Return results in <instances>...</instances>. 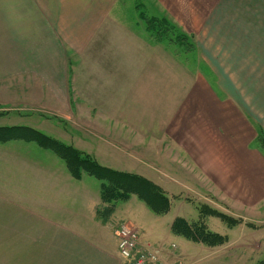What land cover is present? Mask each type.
Here are the masks:
<instances>
[{"label": "rangeland", "instance_id": "rangeland-1", "mask_svg": "<svg viewBox=\"0 0 264 264\" xmlns=\"http://www.w3.org/2000/svg\"><path fill=\"white\" fill-rule=\"evenodd\" d=\"M39 1L0 0V128H31L154 188L117 187L91 222V194L102 195L103 181L86 171L74 179V164L35 141H0V264H123L110 231L123 224L162 264H264L263 186L241 177L227 145L216 149L241 135L226 107L235 104L253 124L252 154H264V66L255 78L242 17L221 12L206 45L159 0L103 1L94 23L90 0ZM195 84L211 92H188ZM199 93L212 109L195 106ZM219 115L232 118L220 125ZM228 175L237 179L228 184ZM158 193L166 210L151 208ZM215 232L222 238H205Z\"/></svg>", "mask_w": 264, "mask_h": 264}, {"label": "crops", "instance_id": "crops-1", "mask_svg": "<svg viewBox=\"0 0 264 264\" xmlns=\"http://www.w3.org/2000/svg\"><path fill=\"white\" fill-rule=\"evenodd\" d=\"M26 1L32 2L34 3V5L40 2L39 0H26ZM103 1L106 2L108 0H90V2L92 3H90L89 11H87L86 14H87V17L90 18L91 23H94L98 18H100L101 16L105 14L106 9L104 8L107 7V5H109V2L112 0H110L107 4L103 3ZM115 1L119 2L121 0H115ZM159 1L163 3L166 10L169 11V13L176 19L179 25L188 34L196 35L199 41L204 42L206 45L210 41H213V39L217 38V36L214 37L213 34L221 28L222 21H224L225 19V17L221 14V12L225 13L227 11L235 10L236 16L239 18L238 23L241 22V17H242L243 24H241V27L244 28V31H245L244 36H246V39H244L243 37H239V38L245 40V43L242 48L249 50V63H251L252 65L254 64V71H253L254 74L252 73V75H254L255 78L262 77L261 76L262 74L261 66H264V0H159ZM97 2H100V3L97 4ZM258 2L260 3V5L258 4ZM38 6L40 7V4H38ZM239 9L243 10V12L245 13L244 17L241 16V14L239 13ZM40 16H41V19H43L44 17L43 13L42 15L40 14ZM89 29H91V26ZM199 41H197V46L199 44V47L203 48L205 45ZM231 44L233 48H236L237 45H240V41L233 40V37H232ZM215 46L217 47L216 50L217 51L219 50V53L217 54V56L222 57L224 54V50L226 49V46L221 45V41H219L218 39L217 41H215ZM209 59L211 60L213 58L209 56ZM247 60H248V57H247ZM195 86L196 84L192 85L189 88L188 92H211V89L210 91H207L204 89H198L196 91L194 90ZM200 96H201L200 93L195 96V99H196L195 106L198 107L199 105L205 104L207 108L210 107L212 109L211 106H213L214 104V102L212 101V98L211 99L201 98ZM184 104H182L181 106H183ZM226 107L228 108L229 114L232 111V115L234 114L235 118L236 117L239 118V121H238L240 123L239 129L242 132L240 133L238 132V134H241V135L237 138H233L234 141L232 142H229V141L224 142L223 140H221L220 145L222 146V149H219L218 147H216V149L219 150V152H226L222 150H224L223 148H225L227 145L230 148L229 151L232 152L233 157H235L240 163L239 170L244 169L241 171L242 173L241 177L247 178L248 180H251V181L254 178V180H256L260 186H263L261 188V192L263 193L264 192V154L257 152L258 150L256 151V154H252L253 151L249 148L251 145L250 143L253 139V137L250 136V134H252V132L254 131V128H253V124L251 120H249V118H246L244 115V112H246L247 110H244V111L240 110L238 109V106H235V104H228L226 105ZM195 109L196 108H193L192 110H195ZM186 110H188V108ZM202 112H204V110H202ZM231 118L232 116H229L225 119L229 120ZM225 119L223 118L222 115L221 116L219 115L215 122L219 123L220 125H223L225 123ZM213 120H215V117L213 118ZM182 122L183 124L187 123V121H183V119L181 120V124ZM260 123L262 126H264V115H263V119L260 120ZM217 126L219 128V125ZM234 128L235 130L237 129V127L235 126ZM244 134H246L245 138H244ZM222 159L223 157L219 158L218 161L219 160L222 161ZM218 161L215 162V167L219 166ZM243 161L244 162L247 161L244 166L242 165ZM252 162L255 164L254 166H257V167L251 169L253 166L250 163ZM223 173L227 175L229 172L226 171ZM212 175L214 176L215 174H212ZM217 175L218 177H220L219 173H217ZM255 178H258V179H255ZM225 179L228 182V184H230V181L237 179V177L234 175H228ZM91 195H92V199H91L90 208H89L90 209L89 215H91V219H92L91 222H94L95 218H97V215L100 212L99 209L101 208V204H100L101 195L94 194V193H92ZM105 209L107 210L109 209V207L104 206L103 210ZM110 219L111 218L109 216L107 220H110ZM128 223L133 224L130 221H128ZM117 230H118V225L115 229H113L112 227L110 228L113 240L116 242L118 239L116 235ZM219 249H217L218 252L220 251ZM115 250H116L118 259L120 260L119 254L117 251L118 242L116 243ZM185 255L187 257L180 256V258H186V259L190 258L188 257V253H186ZM112 258L117 260L113 256ZM169 258L172 259L173 258L172 255H170ZM164 264H168V263L164 260Z\"/></svg>", "mask_w": 264, "mask_h": 264}, {"label": "trees", "instance_id": "trees-1", "mask_svg": "<svg viewBox=\"0 0 264 264\" xmlns=\"http://www.w3.org/2000/svg\"><path fill=\"white\" fill-rule=\"evenodd\" d=\"M13 139H24L27 141H35L39 143L41 146L49 148L53 151H55L57 154H59L61 157H63L65 160H67V164L71 165L74 164L77 172L73 173L74 179H79L81 176L79 173L85 172L89 175L95 177L96 179L103 181V188L101 192L102 199L106 200L105 198L113 195L114 190L117 189V187L125 188L128 185H130L131 182L137 181V184L141 186V193L143 191L153 190V186L151 184H147V182L143 181L142 178L126 175L124 173H117L113 170H110L108 168L102 167L97 162H94L90 159H87L81 155H78L77 153L73 152L70 147H65L62 144H60L57 140L48 137L36 130H33L31 128L27 127H5L0 128V141H6V140H13ZM261 145V144H260ZM72 157V159H71ZM71 161V162H70ZM139 189V187H138ZM140 194V192H137ZM148 194L147 196H149ZM146 196V197H147ZM163 197V198H162ZM160 196V194H153L152 196V203L151 208L153 210L162 211L169 208L167 199L165 196ZM164 199V200H163ZM108 201V200H106ZM182 222L184 231L192 232V227L182 218H178L175 220L174 224L175 226ZM174 226V229H175ZM199 233V232H197ZM215 239H221L222 235L215 233H210L209 236L206 235L205 238H213Z\"/></svg>", "mask_w": 264, "mask_h": 264}, {"label": "built area", "instance_id": "built-area-1", "mask_svg": "<svg viewBox=\"0 0 264 264\" xmlns=\"http://www.w3.org/2000/svg\"><path fill=\"white\" fill-rule=\"evenodd\" d=\"M116 235L123 264H162L160 252L150 245L142 247L141 236L131 226L121 225Z\"/></svg>", "mask_w": 264, "mask_h": 264}]
</instances>
